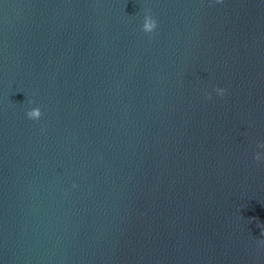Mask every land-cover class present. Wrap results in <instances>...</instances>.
<instances>
[{
  "label": "water",
  "instance_id": "obj_1",
  "mask_svg": "<svg viewBox=\"0 0 264 264\" xmlns=\"http://www.w3.org/2000/svg\"><path fill=\"white\" fill-rule=\"evenodd\" d=\"M262 143L264 0H0V264H264Z\"/></svg>",
  "mask_w": 264,
  "mask_h": 264
},
{
  "label": "clouds",
  "instance_id": "obj_2",
  "mask_svg": "<svg viewBox=\"0 0 264 264\" xmlns=\"http://www.w3.org/2000/svg\"><path fill=\"white\" fill-rule=\"evenodd\" d=\"M156 27H157V21L150 14V10L146 9L142 24V31L145 34H151L156 29ZM215 91L218 95L222 96L224 94V89L222 88H217L215 89ZM41 115L42 113L38 107L32 108L26 112L27 118L34 121L39 120ZM258 147L264 148V143L259 144ZM254 159L260 161L262 159L261 153L257 152L254 155ZM73 187H75V185H73Z\"/></svg>",
  "mask_w": 264,
  "mask_h": 264
}]
</instances>
